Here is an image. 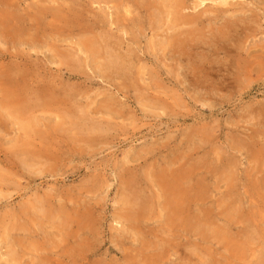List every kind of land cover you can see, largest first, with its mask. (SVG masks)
<instances>
[{
  "label": "rangeland",
  "instance_id": "1",
  "mask_svg": "<svg viewBox=\"0 0 264 264\" xmlns=\"http://www.w3.org/2000/svg\"><path fill=\"white\" fill-rule=\"evenodd\" d=\"M162 1L0 0V264H264V0Z\"/></svg>",
  "mask_w": 264,
  "mask_h": 264
},
{
  "label": "bare ground",
  "instance_id": "2",
  "mask_svg": "<svg viewBox=\"0 0 264 264\" xmlns=\"http://www.w3.org/2000/svg\"><path fill=\"white\" fill-rule=\"evenodd\" d=\"M146 1V0H145ZM183 1H185V0H163L162 2H160V6L162 7V6H166L167 7V9H170L171 8V10H177V13L178 14H181L180 12V9H183V10H185V8H183ZM132 2V1H131ZM150 2V1H149ZM154 2V1H153ZM207 2H212V3H221V4H223L224 6L226 5V4H228V0H196L195 2H194V10H196L198 7H204L205 8V10H201L200 12L198 11V13H197V16H192V15H178L179 17H177V21H178V24H177V27L176 26H172V27H174L173 29H171V32L169 33V35H167L168 34V31H166V36H167V38H170L179 48H180V50H181V53H179V55L177 56V59L176 60H174V62L175 63H178V61H181V56L182 55H184V53H185V51L183 50V40L185 39V38H183L182 36L184 35V33H185V35L186 34H190L191 33V29H195V30H198V29H203V27L201 28V24H203L204 23V20L205 21H211V20H213V18L215 17V16H217L218 14H220L222 11L223 12H226V10L224 11L223 9H222V11L221 10H217V12L215 13V12H211L210 14H207V12H206V10H207V8H206V5H207ZM133 3V2H132ZM155 3V2H154ZM156 3H159V2H156ZM148 4V3H147ZM150 4V3H149ZM148 4V5H149ZM152 6V5H151ZM150 6V7H151ZM185 6V5H184ZM153 7V6H152ZM155 7V8H154ZM153 7V9H155V13L153 14V15H155V16H159V18L161 17V15H162V13H163V11L161 12L160 11V9H158V8H156V6H154ZM210 7V6H209ZM144 8V7H143ZM148 8H149V6H148ZM166 9V10H167ZM150 11V10H149ZM153 11V10H152ZM229 11V10H228ZM184 12V11H183ZM213 13V14H212ZM151 14V13H150ZM168 14H170V13H168ZM168 14H166V16H168ZM150 16V15H149ZM188 16H190L189 18H188ZM211 16H213V17H211ZM210 17H211V19H210ZM223 17H225V16H223ZM234 18H235V16H234ZM226 19V18H225ZM98 20V19H97ZM155 20V19H154ZM168 20V19H167ZM241 20V19H240ZM160 22V21H159ZM223 22V21H222ZM225 22H228V21H226L225 20ZM239 22H241V21H239ZM201 23V24H200ZM229 23V22H228ZM83 26V25H82ZM190 26V27H189ZM226 26V25H225ZM243 26V25H242ZM99 27V26H98ZM171 27V28H172ZM224 27V26H223ZM208 28V27H207ZM83 29H87L86 28V26H84V28ZM91 29H96L94 26H92V28ZM178 29H184L186 32H180V31H178ZM215 29V28H214ZM227 29H228V27H227ZM226 29V30H227ZM238 29V28H237ZM178 31V32H177ZM247 31V30H246ZM227 32V31H226ZM238 32V31H237ZM236 32V33H237ZM239 33V32H238ZM224 34V33H223ZM224 36V35H223ZM229 36H230V34H229ZM231 37V36H230ZM215 38V37H214ZM218 38V37H217ZM244 38V37H243ZM247 38V37H246ZM188 39V38H187ZM194 40H196V39H194ZM217 40V39H216ZM186 41V40H185ZM223 41V40H222ZM229 41V40H228ZM238 41V40H237ZM94 42V41H93ZM189 42V41H188ZM219 42V41H218ZM188 44V43H187ZM231 44H232V42H231ZM183 45V46H182ZM186 45V44H185ZM216 45V44H215ZM100 47H101V51L100 52H102V56L100 55V59H102V58H104V60H106V59H108L109 60V63L110 64H114V65H118L117 63H116V61H115V59L113 58L114 56H113V54L112 53H109V50H110V48H111V46H109V45H107V43L106 42H102L101 41V44H100ZM178 47L176 48V49H178ZM187 47L189 48V46L187 45ZM188 48H186L187 50H188ZM217 48V47H216ZM234 48V47H233ZM175 49V50H176ZM218 49V48H217ZM242 50V48L241 47H239V51H241ZM175 52H177V51H175ZM182 52H184V53H182ZM244 52V51H243ZM93 53L94 54H98L97 52H96V50L95 51H93ZM173 53V52H172ZM171 53V54H172ZM230 53L231 54H233V51H230ZM90 54V53H89ZM240 54V53H239ZM239 54H237L236 55V53H235V58H237L238 59V61H236V64H235V66H239V69H242L241 70V72H242V74L244 73V72H247V74L249 75L250 74V68H249V65H251L252 63H253V61L252 62H250V63H244L243 64V62H241V60H240V55ZM110 55H111V57H110ZM174 55V54H173ZM104 56V57H103ZM232 56V55H231ZM105 57H107L106 59H105ZM185 57V56H184ZM261 57V56H260ZM262 57H264V56H262ZM116 59H118V57L116 56ZM185 59V58H184ZM104 60H103V63H104ZM199 60V59H198ZM202 61V60H201ZM200 61V62H201ZM196 62V61H195ZM182 63V62H181ZM204 63V62H203ZM198 64V63H197ZM113 65V66H114ZM172 65V64H171ZM169 66V65H166V69L168 68V70H170L171 72H173L174 71V68H173V66ZM194 65V64H193ZM204 65V64H203ZM119 66V68H118V70L123 66L122 64L120 65H118ZM189 66V65H188ZM191 66V65H190ZM176 67V66H175ZM199 67V66H198ZM200 68V67H199ZM198 69V68H197ZM211 69V68H210ZM203 70V69H202ZM200 71V70H199ZM204 71V70H203ZM120 73V72H119ZM263 143H264V141H263ZM259 154H262V155H264V146H263V149H261L260 151H259ZM264 157V156H263ZM262 164H263V166H264V158H262ZM236 167V166H235ZM231 169V168H230ZM233 170V169H232ZM187 172V171H186ZM173 173V172H172ZM181 174V173H180ZM188 174H189V171H188ZM189 175L187 176V174L185 175V174H181V175H177L176 177H174V178H172L171 179V181H170V197H169V202H170V206L172 207L171 208V211L174 213V217L175 218H179L180 216H181V211H182V209L184 208L183 206H184V204H185V201H183V199H182V195H183V192H184V186L185 185H187V188L189 189V184H185L184 183V181H186L187 179H189ZM183 184H184V186H183ZM191 184V183H190ZM129 215V214H128ZM130 216H132L131 217V221H133L132 223H135L134 221H139V219L141 218V216L140 215H137V214H135V213H133V212H131L130 213ZM185 223V222H184ZM186 225H188V227H190V223H189V220L187 219L186 220ZM251 240V239H250ZM253 240V239H252ZM227 246V245H226ZM227 248H228V246H227ZM235 250H236V252L237 253H239V255H243L244 254V252L246 251V248H244L243 246H236L235 247Z\"/></svg>",
  "mask_w": 264,
  "mask_h": 264
}]
</instances>
